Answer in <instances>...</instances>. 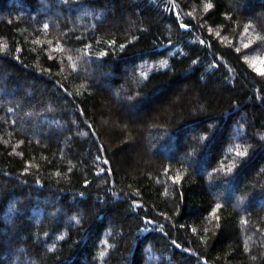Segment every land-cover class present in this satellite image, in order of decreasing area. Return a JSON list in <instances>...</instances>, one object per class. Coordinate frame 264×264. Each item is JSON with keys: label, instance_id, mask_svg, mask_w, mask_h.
<instances>
[{"label": "trees", "instance_id": "1", "mask_svg": "<svg viewBox=\"0 0 264 264\" xmlns=\"http://www.w3.org/2000/svg\"><path fill=\"white\" fill-rule=\"evenodd\" d=\"M251 54L264 0H0V264H264Z\"/></svg>", "mask_w": 264, "mask_h": 264}, {"label": "rangeland", "instance_id": "2", "mask_svg": "<svg viewBox=\"0 0 264 264\" xmlns=\"http://www.w3.org/2000/svg\"><path fill=\"white\" fill-rule=\"evenodd\" d=\"M250 45V43H248ZM246 44V46H249ZM250 62L258 68L259 71H264V57L260 55L251 54L249 56Z\"/></svg>", "mask_w": 264, "mask_h": 264}, {"label": "snow or ice", "instance_id": "3", "mask_svg": "<svg viewBox=\"0 0 264 264\" xmlns=\"http://www.w3.org/2000/svg\"><path fill=\"white\" fill-rule=\"evenodd\" d=\"M207 7H209V8H210V7H211V5L209 4ZM45 27H47V26H45ZM262 74H264V73H262ZM239 154H240V155H242L243 153H239Z\"/></svg>", "mask_w": 264, "mask_h": 264}]
</instances>
